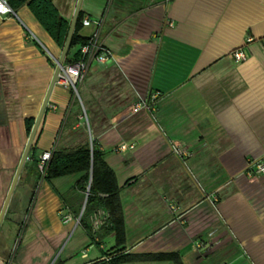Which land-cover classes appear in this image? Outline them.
I'll use <instances>...</instances> for the list:
<instances>
[{
  "label": "crops",
  "instance_id": "crops-1",
  "mask_svg": "<svg viewBox=\"0 0 264 264\" xmlns=\"http://www.w3.org/2000/svg\"><path fill=\"white\" fill-rule=\"evenodd\" d=\"M53 3L69 23L76 0ZM80 10L102 18L99 39L113 58L89 63L79 98L88 113L73 104L69 88L53 86L25 162L52 147L84 144L85 115L119 186L124 252H177L183 264H264V173L247 170L264 160V0H82ZM92 31L82 26L79 34ZM44 45L59 56L25 5L15 16H0V196L26 143L24 120H34L53 73ZM240 47L246 59L235 63L231 52ZM139 98L149 108L133 112ZM120 144L133 148L119 152ZM80 177L46 181L30 166L21 171L13 207L0 224L9 249L23 227L13 264H90L106 257L113 233L96 225L94 212L79 221ZM72 230L78 242L61 249ZM86 239L98 256L88 257Z\"/></svg>",
  "mask_w": 264,
  "mask_h": 264
},
{
  "label": "trees",
  "instance_id": "trees-1",
  "mask_svg": "<svg viewBox=\"0 0 264 264\" xmlns=\"http://www.w3.org/2000/svg\"><path fill=\"white\" fill-rule=\"evenodd\" d=\"M10 7L15 12L19 7L25 5L30 13L34 16L37 22L42 26L46 33L52 38L56 45L61 49L69 28V23L58 12L53 0H7ZM83 12L80 10L74 26L73 35L71 37L69 49L76 46L75 52L68 56V52L64 59V65H68L76 61L79 56L78 46L84 44L88 37L79 34L82 28ZM53 66L50 58H47ZM70 93L74 97L71 89ZM73 104L77 105L76 98ZM78 106V105H77ZM25 133L28 135L33 124V118L29 117L24 120ZM51 157L47 163L43 179L49 181L53 178L62 177L71 174H81V177L76 182V188L84 193L90 175V183L88 194L86 197L82 215L79 218L81 223L99 209L108 214L104 225H107L109 231L114 235V246L108 251L103 252V255L109 257L108 260L102 259L94 261L90 264H102L104 261L109 264H117L120 262L131 261H168L172 264H183L180 255L177 252H155L142 254H129L124 252L123 243L125 240L124 220L122 215V208L119 200V186L116 181V176L113 169L105 162L102 153L96 148L95 140L86 141L84 144L74 149H63L52 147ZM37 158H33L28 164L24 163L23 169L28 166L36 174ZM16 189L14 190L9 205L7 207L4 218L8 215L13 201L15 200ZM32 193L29 197V203L33 198ZM64 199L62 195H59ZM82 197L83 194L81 193ZM23 227L20 224L16 236H22ZM10 255V249L5 247L0 240V257L5 259ZM56 261V260H55ZM13 264V262H12Z\"/></svg>",
  "mask_w": 264,
  "mask_h": 264
},
{
  "label": "built area",
  "instance_id": "built-area-1",
  "mask_svg": "<svg viewBox=\"0 0 264 264\" xmlns=\"http://www.w3.org/2000/svg\"><path fill=\"white\" fill-rule=\"evenodd\" d=\"M0 16H15V12L8 4L7 0H0ZM103 20L101 17L92 19L88 16H83L82 18V26H93V31L87 36V41L78 46L79 56L71 64L62 65L59 71V80L57 84H60L64 87H67L72 90L73 94L77 93V84L82 81L85 77L89 63L95 61L98 64H106L110 62L113 58V54L109 48L104 46L99 39L100 30L102 27ZM247 41H251L250 38ZM261 42L264 43V36L261 38ZM232 59L235 63L244 61L246 59V54L243 51V48L234 49L231 52ZM53 64L55 65L54 57H51ZM75 96V95H74ZM149 101L147 98H139L133 105L132 111L138 112L142 109L149 108ZM48 107V105H47ZM51 109H55V106L50 105ZM83 117V115H82ZM84 118L86 119L85 115ZM91 139H89V142ZM132 145H125L120 144L116 147V150L119 152H124L128 149H132ZM176 153L179 155L186 154L185 151L175 149ZM52 149L45 150L40 153L37 157L35 168L38 175L43 178L46 170L47 163L51 157ZM248 171H252L254 174L264 173V160L254 161L248 164L247 166ZM90 180H88L86 189L84 191L85 196L87 197L88 188H89ZM92 217L96 220V225H102L107 220L108 214L103 210H97L93 213ZM68 219V217H66ZM20 241V236H16L12 246L10 247V255L8 258H1L0 257V264H12L16 249L18 247ZM105 260H108L109 257H105ZM217 264H224V263H217Z\"/></svg>",
  "mask_w": 264,
  "mask_h": 264
},
{
  "label": "water",
  "instance_id": "water-1",
  "mask_svg": "<svg viewBox=\"0 0 264 264\" xmlns=\"http://www.w3.org/2000/svg\"><path fill=\"white\" fill-rule=\"evenodd\" d=\"M81 3H82V0H76L75 7L73 10V14H72V17H71L70 22H69V28H68V32H67L65 42L61 48L59 56L57 58H54L55 59V65H54L52 76H51L50 81L48 83L44 97L40 103L38 112H37L36 116L34 117L33 124L30 128V131H29L27 139H26V143L24 145V148H23L22 153L20 155L19 161H18L17 166L15 168L13 177L11 179V182H10L9 187L7 189L6 195L4 197L2 205L0 207V224H1V222L4 218V215L6 213L7 207L9 205L10 200H11L12 194L14 192L15 186H16L17 181L19 179L23 165H24L25 161L28 159V154H29V151H30L32 144L34 142L38 125L42 119V116H43L46 108H47V103L49 100L51 90H52L53 86L57 83V81L59 80V71H60V69L64 63V59H65L67 51L69 49L71 37L73 35L74 26L76 23L78 13L80 11ZM89 180H90V175H89ZM85 201H86V196L84 197L83 206L85 204ZM82 209H83V207H82Z\"/></svg>",
  "mask_w": 264,
  "mask_h": 264
},
{
  "label": "rangeland",
  "instance_id": "rangeland-1",
  "mask_svg": "<svg viewBox=\"0 0 264 264\" xmlns=\"http://www.w3.org/2000/svg\"><path fill=\"white\" fill-rule=\"evenodd\" d=\"M109 1V0H108ZM105 8H107V7H105ZM44 47L46 48V50L48 51V56H49V58L51 57V56H54V53L49 49V47H47V46H45L44 45ZM73 50V48L71 47L70 49H69V51H68V55H70V53H71V51ZM53 68H54V65H53ZM86 76V75H85ZM88 76H86V78H87ZM86 78L84 79H82V81H80L78 84H77V86H76V88H77V93H75L74 95H75V97H76V101H77V105H78V107H79V109H80V112L83 114V112L84 111H87V108L85 109H82L83 107H82V105H81V103H80V100H79V98L81 99V96H82V86L85 84V81H86ZM79 95V96H78ZM87 113H88V111H87ZM88 115V114H87ZM84 118V117H83ZM83 122H84V124H85V127L83 128V131H82V135H83V138H84V140H85V142L86 141H88L89 142V139H91V137L89 136V135H91L92 134V132H90V133H88V131H87V124H86V120H85V118H84V120H83ZM89 126V125H88ZM67 128H68V122H66V120H65V122L63 123V124H61L60 125V128H59V131H58V133H57V136H56V141H57V143L59 144V142H60V140L61 139H63V137L66 135V131H67ZM4 197H5V195H1L0 196V207H1V204H2V202H3V199H4ZM84 197H85V193H83V196L81 197V200H84ZM82 207H84L83 205H82ZM22 220H23V218H24V216L22 215ZM78 230L76 231V232H74L73 230L72 231H70L68 234H67V237H66V239H65V242L63 243V245H62V247H61V249L63 248V247H65L66 246V248L67 247H70V245L72 244V243H74L75 241H76V243L78 242ZM12 241L11 242H13V239H11ZM86 242L87 243H85V244H87V246H86V249L88 248V257L89 258H92V257H95V256H98L99 255V250L97 249V247L93 244V243H90L91 245H88V240L86 239ZM106 243V242H105ZM104 243V244H105ZM12 244L13 243H10L9 244V246L11 247L12 246ZM105 246L107 247V244H105ZM81 249H83V247H79V248H77V253L73 256V259H75V260H78L79 259V255H80V250ZM84 250V249H83ZM84 252V251H83ZM82 254V253H81Z\"/></svg>",
  "mask_w": 264,
  "mask_h": 264
}]
</instances>
